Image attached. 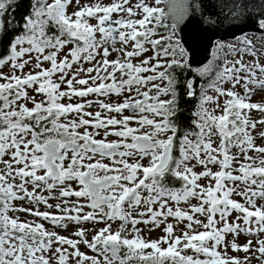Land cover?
I'll use <instances>...</instances> for the list:
<instances>
[{"label": "snow or ice", "instance_id": "6c2138e0", "mask_svg": "<svg viewBox=\"0 0 264 264\" xmlns=\"http://www.w3.org/2000/svg\"><path fill=\"white\" fill-rule=\"evenodd\" d=\"M0 264H264V0H0Z\"/></svg>", "mask_w": 264, "mask_h": 264}]
</instances>
